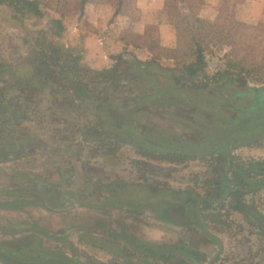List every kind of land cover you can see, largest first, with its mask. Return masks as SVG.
Here are the masks:
<instances>
[{
	"label": "rangeland",
	"instance_id": "rangeland-1",
	"mask_svg": "<svg viewBox=\"0 0 264 264\" xmlns=\"http://www.w3.org/2000/svg\"><path fill=\"white\" fill-rule=\"evenodd\" d=\"M40 1L43 3L42 9L45 13V17L40 19L25 18L20 22L13 19L9 9L0 10V62L18 68L22 75L31 72L28 68V58L34 41L29 33L40 30H50L48 36L50 41L60 46L64 53L80 56L85 67L98 72L111 69L115 64L113 60L115 56L125 52L135 55L134 47L138 51L135 56L142 61H156V57H159L157 53H161V56L167 54L166 61H163V65L167 68L179 67L178 61L176 65L170 62L173 58L190 62L196 57L197 37L193 25L196 15L193 10L201 8L198 5L199 0H193L192 7L191 5L187 7L178 0H167L171 8H166L165 18L177 31L178 41L180 38L184 45L182 49L177 44V49H164L166 51L163 52H159L162 50L159 27L148 25L144 29L143 23L138 20L136 9L138 0L127 1L118 14H116V0H87L83 12L82 0ZM239 2L240 0L237 4ZM222 8L214 19L205 16L199 18L215 22ZM233 12L236 13L237 9ZM53 19L62 20L66 28L60 38L54 37L51 31L50 21ZM175 23L179 24V29L176 28ZM235 26L239 28L238 25ZM138 30L145 32L139 34ZM148 32H151L152 38ZM244 32L245 29L242 30V34ZM247 32L249 31H246L242 42L235 27L230 32L216 29L213 33L220 36L217 39H223L217 45L208 44L206 52L215 47L223 48L228 52V60L244 61V65L248 68L254 67V72L246 80L247 87L261 90L264 89V8L263 19L256 30L249 32L248 35ZM255 32L259 34L257 38H252ZM147 48L153 51L155 58L147 60V56L143 54ZM193 49L195 56H191ZM188 52L190 58L185 55ZM235 74L238 76L240 73L235 71ZM116 80L119 82H105L100 79L93 83L87 80L89 83L87 90L94 95V101L84 99L82 95L81 100L76 98L57 100L53 97L54 93L49 90L48 94L40 99L38 112L41 115L31 112L28 119H13L12 125L16 127V133L8 138L1 139L6 135L2 130L8 126H3L0 122V144L2 142L8 145L6 149L13 150L9 159L0 155V247L16 250L23 256L39 252L42 255L70 258L78 264H133L127 258L128 251L125 244L120 248L121 253L127 256L124 258H116L111 250L101 252L102 250L87 244L89 242L86 238L89 236L97 238L99 232L106 237L109 228L114 224L119 223L121 226L127 224L139 231L140 226L143 225L142 221L145 220L141 214L133 218V216L118 215V212L112 208L96 209L102 203L112 200H103L106 195L103 196V193L101 195L102 188L99 181L105 174H108L109 179L113 181V175L116 174L114 171L100 167L98 159L104 154L112 153L114 157L119 156L123 162L121 169L125 176L133 175L134 178L142 179L148 175L157 178L177 175L185 181L182 183L184 188L189 184L192 189L195 188L196 176L197 183L203 178L200 184L201 186L206 184L211 174L210 166L212 164L214 166L219 159L217 156L188 157L179 162L177 167L164 166L161 164L167 162L161 158L166 157L167 154L152 150L149 144L140 149L112 143L107 134L102 137L104 138L102 141L84 135L83 126L92 120L88 113L93 106L97 104L105 106L107 101L114 102L116 98L129 95V85L121 84V77ZM225 82L226 80L214 81L206 91L199 89L189 95L166 92L164 101L155 104L157 108L154 110L159 112L158 115L145 110L137 111L133 118L147 126L148 134L152 135L160 145L168 142L188 144L191 142V137L197 135L198 126L205 128L204 132H206L210 129L216 130V125L223 127L228 124L227 118L221 119V114L232 115L228 104L234 105L233 95H236L238 90ZM140 92L136 91V96ZM207 94H210L209 97ZM191 116L194 119L188 118ZM94 122L92 121L91 124L94 125ZM204 132L200 134L206 137ZM135 136L139 139L143 137V135ZM28 138L42 141L40 153L32 152L30 148L33 147L27 146ZM248 146L246 148L251 152L254 148H263L264 144ZM143 149L147 152L153 151L155 157L159 159L145 157L141 152ZM142 156L145 161L142 160ZM258 157L262 161V157ZM235 158L241 159V156ZM195 170H199L198 173H195ZM103 192L106 193V187ZM64 193L69 195L74 204L81 202L80 197L88 193L90 197L84 202L92 207H83V209L72 204L67 210L53 212L50 208H45L40 200L41 196L49 206L60 208L62 206L56 197H63ZM132 195H130L132 199L134 197V205H132L135 206L136 211L143 213L145 206L151 208L148 191L139 193L138 190H134ZM98 196L101 200L97 199ZM161 202L154 205L157 211H161L164 207L165 201ZM152 213L151 216L146 215L147 220L150 218V222L158 226L156 219L160 218V212L157 213L158 215ZM22 222L25 228L21 232L19 225ZM38 240H42L43 244L40 242L37 246ZM30 247L32 251H28Z\"/></svg>",
	"mask_w": 264,
	"mask_h": 264
},
{
	"label": "crops",
	"instance_id": "crops-1",
	"mask_svg": "<svg viewBox=\"0 0 264 264\" xmlns=\"http://www.w3.org/2000/svg\"><path fill=\"white\" fill-rule=\"evenodd\" d=\"M178 1L187 7L193 6V2ZM198 2L201 8L196 10L194 8L195 15L214 19L226 0H199ZM237 5L236 19L243 24L258 26L263 19L264 0H241ZM166 8L167 0H138L136 8L138 20L143 23L144 29L148 25L159 27L162 48L159 52L166 51L164 49H177L178 44L177 31L165 18ZM138 31L139 34L145 32ZM134 50L133 53L138 54L135 47ZM194 50L191 56H195ZM152 52L148 48L143 52L147 60L155 58ZM157 55L159 57H156V61L165 67L163 61H166L167 54L161 56V53H157ZM176 61L173 58L170 62L176 65ZM191 118L194 119L193 116ZM196 130L198 131L196 136H202L200 133L204 131H201L199 127ZM209 134L211 133H207L206 137ZM246 147L249 146L234 145L229 153V157L232 158L229 160V163L232 161L230 170L220 174V167L223 165L215 166V163L212 166V164L211 174L206 184L201 186L200 182L203 178H200L197 183L198 179L195 176L193 189L189 184L186 185L187 188H184L182 183L185 181L177 175L172 176L173 178L171 176L157 178L148 175L142 179L134 178L133 175L125 176L121 169L123 162L119 156L114 157L112 153L101 155L98 159L100 167L114 171L116 174L113 175V181L109 179L108 174L103 175L102 180L99 181L102 188L101 195L102 193L103 196L106 195L103 200H112L102 203L96 209L112 208L118 212V215L133 216V218L141 214L145 220L142 221L143 225L140 226L139 231L127 224L122 226L119 223L116 224L117 226L114 224L109 228L106 237L99 232L97 238L87 237L89 242L87 244L102 250L101 252L111 250L116 258L128 256V260L133 264H264V176L246 174L235 177V167H233L247 165L250 162L263 163L264 147L254 148L251 152ZM257 155L262 157V161ZM236 156H241V159H236ZM195 157L210 158V156L196 155ZM142 160L145 161L144 156ZM161 165L177 167L168 162ZM215 169L218 173H215ZM198 171L195 170V173ZM105 187L106 193L103 192ZM157 189L159 191L155 192ZM134 190H138L139 193L149 192L150 209L145 206L143 213L136 211L133 206L134 197L133 199L131 197ZM207 198L215 201L207 200ZM97 199L101 200L99 196ZM163 200L165 201L163 209L157 211L154 205L162 203ZM200 200H204L200 203L201 218L196 210ZM74 205L78 208H88L81 202H75ZM152 212L156 214L160 212V218L156 219L158 226H154L150 218L147 220L146 215L151 216ZM23 223L19 225L20 231L25 228ZM206 230L214 238L209 236ZM122 244L127 247V256L120 251ZM151 250L155 251L156 255L147 253Z\"/></svg>",
	"mask_w": 264,
	"mask_h": 264
},
{
	"label": "trees",
	"instance_id": "trees-1",
	"mask_svg": "<svg viewBox=\"0 0 264 264\" xmlns=\"http://www.w3.org/2000/svg\"><path fill=\"white\" fill-rule=\"evenodd\" d=\"M127 1L129 0H116V14L122 10ZM182 1L193 2L192 0ZM86 2L87 0H82L81 2L82 12ZM237 3L238 0H226L215 22L195 17L193 25L197 37L196 57L190 62L174 58L180 63L177 68L163 67L155 60L142 61L134 54L125 52L113 58L115 64L111 69L99 72L93 71L82 64L80 56L64 53L60 46L50 41L48 38L50 30L29 33L34 41L28 58L30 74L22 75L18 68L0 62V122L3 126H8L2 130L6 135L2 136L1 139L15 135L16 127L12 125L13 119H28V115L31 112H35L36 115L40 114L38 112L39 105L42 97L47 95L49 90L54 93L53 97L57 100L67 98L68 100H74L75 98L81 100L82 95L84 99L94 101V95L87 90L89 88L87 80L93 83L100 79L105 82H119L116 79L121 77V84L129 85V95L116 98L114 102L107 101L108 103L105 106L103 104L93 106L91 112L88 113L92 120H89L83 126L84 135L93 137V140L102 141L104 139L102 137L107 134L110 136L108 139L112 143L128 144L140 149L149 144L154 150L165 153L161 146L157 147L155 145L158 144V141L148 134L147 130L149 128L133 118L137 111L147 110V112L158 115L159 112L154 110L157 108L155 104L164 101L166 92H169V94L176 92L189 95L199 89L206 91L214 81L226 80L225 83L228 86L237 88L239 93L250 89L247 87L246 80L254 72V67L248 68L244 65V61L237 62L229 59L225 70L216 75H210L204 66V55L207 45H217L223 39H217L220 36L214 34L213 31L218 29L222 32H230L235 27L239 32V39L244 42L246 31L252 32L256 30V25L243 24L236 19L233 11ZM42 4L40 0H0V10L2 8L9 9L13 19L23 22L25 18H44L45 13L43 12ZM173 6L176 8L175 5ZM170 8L167 3V9ZM50 23L53 36L60 38L66 31L63 21L53 19ZM175 25L179 29V24L175 23ZM235 25H238L239 28L237 29ZM244 29L245 32L242 34ZM249 32H247V35ZM148 33L150 34L151 32ZM258 34V32H255L252 38H257ZM150 37L152 38V34H150ZM183 45L179 38V48L182 49ZM185 55L190 58V52ZM235 71L240 74L236 76ZM199 84L201 85L198 87ZM136 91L141 92L136 96ZM209 95L207 94L208 97ZM44 115L48 116L47 114ZM188 118L192 119L191 117ZM92 121H95L94 125L91 124ZM199 129L201 131L205 130L203 127ZM216 129H218L217 125ZM206 131L214 133V130L211 129ZM132 133L143 135V137L139 139ZM27 142V146L33 147L30 148L32 152L40 153L42 151L43 143L41 140L28 138ZM7 146L1 142L0 155L9 159L12 157L13 150L9 151L6 149ZM141 152L144 153L145 157L159 159V157H155L153 151L147 152V150L143 149ZM172 156L169 153L161 159L175 160L176 158L174 159ZM186 158L183 159L185 160ZM147 253L152 256L156 255L153 250Z\"/></svg>",
	"mask_w": 264,
	"mask_h": 264
},
{
	"label": "flooded vegetation",
	"instance_id": "flooded-vegetation-1",
	"mask_svg": "<svg viewBox=\"0 0 264 264\" xmlns=\"http://www.w3.org/2000/svg\"><path fill=\"white\" fill-rule=\"evenodd\" d=\"M264 89L258 90V91H262ZM245 91V90H244ZM237 92L236 95H233V99H234V105L233 104H228L229 109L232 112V115L227 116L225 114H221V119H226L228 121V124H226L223 127H219L218 129L214 130V133L212 132L211 134H209L208 137H202V136H193L191 137V142L188 144H170L169 142L167 144L164 145H160V144H155L157 147L161 146V147H172V146H188V147H201L213 140H215V138L222 133L225 129L232 127L235 123V121L241 116V114L244 111H247L249 109H251L253 107V103H254V98L253 95L255 94V92L257 90L255 89H251L249 91H245V92ZM247 99V100H245ZM236 103L238 106H236ZM220 118V117H219ZM208 133V131H206V134ZM264 122H260L257 123L255 125H251L249 127H247L244 131L237 133L235 135H232L231 137H229V141H230V145L225 141L224 144L220 147V148H216L214 149L215 153L211 154L209 156H217L219 157V159H217V163L219 165H223L222 167H220V174L222 173H226L230 170L231 166H232V161L231 163H229V160L232 159L231 157H229V153H230V149L233 148V146H247V145H253V144H258L259 146H263L264 144ZM257 137H263L261 140L258 141H253V142H242V141H238L236 139H246V138H257ZM153 145V143H151ZM162 149V148H161ZM152 150H154L152 148ZM165 153L164 154H172L173 158L175 160H169V159H165L166 162L170 163V164H175L178 165L180 164L179 162H182L184 159L183 158H188V157H194L195 155L192 154H179L176 151H172V150H166V149H162ZM114 153V152H113ZM174 161V162H172ZM182 164V163H181ZM235 167V172H234V176L235 177H242L246 174L248 175H262L264 176V162H258L257 164H252L251 162L247 165H236L233 166ZM215 173H218V171L215 169ZM229 174V173H228ZM65 194V193H64ZM68 194V192H67ZM65 194V196L63 197H56L57 201L60 202V205L62 207H55V206H49V204H47V201L40 196V200H42V203L45 205V208H50L51 210H53V212L56 211H60V210H67L69 207L71 208V205L74 204L72 199L69 198V195ZM88 197H90V195L88 193H86L85 195H83L82 197H80L81 200V204L83 206H87V207H92L91 205L85 203L84 201H88ZM47 204V205H46ZM24 231V230H23ZM22 232V231H21ZM23 234V233H22ZM87 239V238H86ZM42 240H38V244L37 246L40 245V242ZM43 244V242H41ZM0 251L1 253H5L10 255L11 257H13L16 260H21V261H31V262H39L42 261L45 258H55V259H67L70 260L76 264L77 261L72 260L70 258H63V257H58L55 255H42L39 252H35V254H31L29 256H23L21 255L18 251L16 250H12L9 248H2L0 247ZM28 251H32L31 247L28 248ZM2 262V261H0ZM2 264H6L4 262H2Z\"/></svg>",
	"mask_w": 264,
	"mask_h": 264
},
{
	"label": "water",
	"instance_id": "water-1",
	"mask_svg": "<svg viewBox=\"0 0 264 264\" xmlns=\"http://www.w3.org/2000/svg\"><path fill=\"white\" fill-rule=\"evenodd\" d=\"M254 103L253 107L247 111H244L241 116L235 121L232 127L225 129L222 133H220L215 140L201 146V147H188V146H172V147H162L166 150H172L179 153H186L192 154L196 156H209L214 154V149L220 148L224 142L226 141L230 145V141L228 140L229 137L244 131L247 127L251 125H255L260 122H264V90L256 91L253 95ZM264 137V136H263ZM263 137L257 138H246V139H236L238 141H246V142H253L261 140ZM207 200L213 199L207 198ZM204 200H200L197 203V213L201 218L200 215V203ZM220 201V200H219ZM207 234L214 238L212 235L209 234L208 230H206ZM0 261L6 264H76L67 259H55V258H45L39 262H31V261H21L16 260L8 254L0 252Z\"/></svg>",
	"mask_w": 264,
	"mask_h": 264
},
{
	"label": "built area",
	"instance_id": "built-area-1",
	"mask_svg": "<svg viewBox=\"0 0 264 264\" xmlns=\"http://www.w3.org/2000/svg\"><path fill=\"white\" fill-rule=\"evenodd\" d=\"M228 63V52L226 49L215 47L204 55V66L210 75H216L225 70Z\"/></svg>",
	"mask_w": 264,
	"mask_h": 264
}]
</instances>
